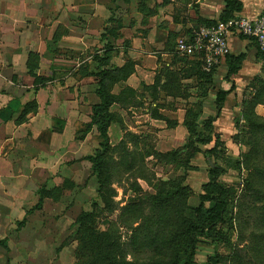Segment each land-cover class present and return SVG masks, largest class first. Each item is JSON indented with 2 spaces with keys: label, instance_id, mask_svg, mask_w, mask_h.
I'll return each mask as SVG.
<instances>
[{
  "label": "crops",
  "instance_id": "obj_1",
  "mask_svg": "<svg viewBox=\"0 0 264 264\" xmlns=\"http://www.w3.org/2000/svg\"><path fill=\"white\" fill-rule=\"evenodd\" d=\"M238 1L241 8L233 12L242 16L255 17L264 8V0ZM226 12L224 0H0V165L5 168L0 180L51 177L54 167L79 157L95 134L94 151L99 148L91 118L99 103L101 70L130 71L110 88L116 99L109 112L119 121L107 128L111 147L116 129L124 146L121 128L124 136L132 130L139 138L127 116L135 124L144 121L149 131L143 139L155 134L151 148L165 153L189 141L185 122L191 111L198 109L197 132L202 135L209 133L207 119L214 132L232 134L229 111L237 118L246 102L255 103L254 111L264 115V54L241 36L228 37L229 54L212 71L207 91L175 95L164 90L161 73L164 67L174 68L169 60L176 39ZM237 62L238 69L229 73ZM181 84L187 89L189 83Z\"/></svg>",
  "mask_w": 264,
  "mask_h": 264
},
{
  "label": "rangeland",
  "instance_id": "obj_2",
  "mask_svg": "<svg viewBox=\"0 0 264 264\" xmlns=\"http://www.w3.org/2000/svg\"><path fill=\"white\" fill-rule=\"evenodd\" d=\"M173 57L181 68L196 61L178 55L168 60ZM190 80H183L189 83L185 84L186 91L181 87L184 95L201 94V90L207 91L211 85H198L194 79ZM175 84H170L174 91ZM182 91L178 92L183 95ZM254 104L244 103L237 118L230 110L234 132L228 135L211 130V146L202 148L194 158L190 156L191 147L167 155L157 153L151 148L157 136L153 134L144 140L142 135L149 131L145 122L135 124L127 116L126 123L137 128L141 136L135 138L131 130L126 132L129 134L126 137L121 128L124 146L117 140L118 130L112 131L110 139L114 146L105 156L101 194L97 192L99 183L92 165L83 156L96 152V134L68 166L54 167L51 177L40 176L36 181L0 180V246L4 244L6 250L0 251V264H87L90 246L83 244L87 243L91 230L110 235L108 239L101 235V245L120 243V254L110 257L119 263L122 260L150 264L158 259L169 264L173 258L170 251L158 253L155 248L173 232L166 243L173 242L174 246L169 248L178 255V245L173 240L184 243L177 237L183 231L181 228L190 229V221L198 229L196 233L187 232L196 243L192 264H264V115L254 111ZM215 141L220 143L213 149ZM56 147L52 145V150ZM215 167L220 168L219 172L208 173ZM0 169L5 168L0 165ZM214 181L224 185V191L219 194L223 222L216 229L206 227L208 202L202 211L194 214L200 204L198 194L204 192L208 183L211 188ZM176 184L186 189L173 202L170 200L165 209L156 207L151 195L160 189H169L171 193ZM212 190L215 192L216 188ZM39 201L41 204L36 209ZM164 212L167 219L161 221ZM23 219L24 223L18 225ZM150 223L158 228L152 229L158 233L155 246L149 242L152 234L146 226ZM82 228L87 230L82 232ZM134 236L138 242L133 241ZM188 248L184 257H189Z\"/></svg>",
  "mask_w": 264,
  "mask_h": 264
},
{
  "label": "trees",
  "instance_id": "obj_3",
  "mask_svg": "<svg viewBox=\"0 0 264 264\" xmlns=\"http://www.w3.org/2000/svg\"><path fill=\"white\" fill-rule=\"evenodd\" d=\"M224 1L226 3V8L228 9V13L227 12L224 13V15H222L219 18L220 20H225V19L230 18L231 16H233L235 14L233 11H238L241 8V3L238 0H224ZM212 23H214V21H206V22H203L202 24H212ZM230 58H233L234 61L240 60L239 56H237V57L231 56ZM170 64H171L170 66H173V64H174V68H171L169 66L164 67L163 71L161 73V74H163L164 79H165V83L163 85L165 91H171L175 95H180L181 93L178 92L179 89H181V91H182V88H184V87H182L181 81L185 80V79H191V80L194 79L198 85L211 83L210 78H211L212 72L211 73L203 72L201 70V63L198 60L191 62L189 64V66L181 68V67H178L179 64L174 61V57H173V60H171ZM238 67H239V65L237 62L233 67L229 68L228 72L229 73L235 72L238 69ZM129 72L130 71L126 68V71L123 69L121 72L118 71V73H112L111 71H108V70H101L98 73V75H99V87H98V90L96 91V93H97L98 98H99V103L93 107V114H92L91 121L93 124H95L97 126L98 138H99V148L96 150V152L93 155L86 157V159L90 161V163L92 165V170H93L92 173L96 177V179L99 183V189L97 190V192L98 191L100 192L99 194H101V187H102L101 178H102V174H103V165H105V156L108 155L109 150L112 149V147L109 144V140H108L107 128L113 120L117 121V118H114L113 115L109 112V107H110L112 101L116 99V98H114L115 96H113L110 93V88H111L112 83L115 80V78L125 77L129 74ZM119 73H122V74H119ZM172 82L177 83V85H178L177 86L175 84L176 85V91H174L173 86L170 85V84H172ZM186 90L187 89L184 88V91H186ZM184 91H182L183 95H184ZM126 96H129V95L126 94ZM218 99H220V100L222 99L220 97L219 93H218ZM197 116H198V109L188 113V117L186 119L185 124L188 127V129L190 130V137H189V141H187L186 145L183 148H181V149H189L191 147L192 153H190L191 154L190 156L192 158L194 157V155L198 151L201 150L198 148V144H206V143H209L210 141H212L211 136H209L211 134V130H212V125H211L212 120L207 119L205 121V127L208 129L209 133L206 135L198 134L197 125H196ZM194 136L196 137L195 139H194ZM218 143H220V141L214 142L213 149L216 147V144H218ZM175 152H177V150L169 151L166 153L161 152V153L164 155H167V154H171V153H175ZM219 169H220L219 167H215V168L209 170L208 173L211 174L212 171L219 172ZM208 184L205 186L204 192L198 194L200 204L194 210V214L202 211L205 208L204 204L206 202H208L209 207L205 211H206L207 219L209 221L206 224V227L216 229L223 222V215H222L223 214V210H222L223 204L220 203L219 194L224 191V185L220 182L218 183V181H214V182H212V186L210 188V185H208ZM185 187L186 186H181V185L176 184L174 191L171 193H169V189L168 190L160 189V190H158V192L156 194L151 195V199H152L154 205L156 204L155 205L156 207L158 206V208H160V209H162V208L165 209V207H167L169 205L168 202L170 200H172V202H173V200L177 196H180L181 191H184L186 189ZM213 188H216L215 192H213V190H212ZM40 200H41V197H40ZM166 203H168V204H166ZM40 204L41 203L39 201L35 205V208L36 209L39 208ZM164 214H166V213L165 212L163 213L162 217L160 218L161 221H162V219H164V220L167 219V217ZM179 214H180V212H179ZM85 215H88V214L85 213ZM185 221H186V218L183 219L182 222H185ZM158 222H160V221H158ZM23 223H24V219L19 221L18 225H22ZM190 223H191L190 227H189L190 229L185 230V228L184 229L181 228V230H183V231L181 232V235L179 237H177L181 242H184V243L178 244V240H173L175 242V245H178V248L176 249L178 252H180L178 255L173 249L169 248V247L174 246L173 242H170L169 244L166 243V241L171 237L173 232L171 234H169V236L167 235V238L166 237L163 238V242H164L163 244H161V245H159V247L155 248V249H157L158 253L164 252L166 250L170 251V256L171 257L173 256V258L171 259L169 264H192V263H194L193 257H194V252H195L194 248H195L196 243H195L194 236L191 237V235L187 234V232L192 231V232L196 233V232H198V229H197V227H195V225L191 221H190ZM163 226L164 225H160L161 228ZM204 227H205V225H204ZM146 228H148L147 231L152 234L151 240L149 242L151 244H153L154 246L157 245L158 233H156V231H153L152 229H158V228L156 227L155 224H152V223H150V225H148V227L146 226ZM179 228H180V226H179ZM85 230H87V229H85V228L81 229L82 232H84ZM91 231H92V233L90 232V234L86 237L87 243L83 244L85 246H87V245L90 246V247H88L90 249V251L86 254V263L87 264H100V262H102V261H105V262H103V264H139L136 261L131 262V261H122V260H120V263H119L117 261V259H115V260L111 259L110 257H112L113 254H115V253L117 255L120 254V252H121L120 251L121 250L120 243L118 241L115 243L114 242H110V243L106 242L103 245H101L100 244V239H101L100 237L104 236L106 239H108V238H110V235H108L107 233L99 234V233L94 232V230H91ZM135 238H136V236H134L132 238L133 241L138 242V240H135ZM186 238H187V240H186ZM134 242H130V243H134ZM185 242H187V243H185ZM0 243H2V241H0ZM126 245H128V244H126ZM3 247H5L4 244H3ZM187 247H189L191 251H190L189 257H184V253L187 252ZM153 251L155 252V250H153ZM150 264H166V263L161 262L158 259H155Z\"/></svg>",
  "mask_w": 264,
  "mask_h": 264
},
{
  "label": "built area",
  "instance_id": "obj_4",
  "mask_svg": "<svg viewBox=\"0 0 264 264\" xmlns=\"http://www.w3.org/2000/svg\"><path fill=\"white\" fill-rule=\"evenodd\" d=\"M230 35L252 40L264 54V8L255 17L234 14L225 20L200 25L176 39L174 54L200 61L201 70L211 73L229 54Z\"/></svg>",
  "mask_w": 264,
  "mask_h": 264
},
{
  "label": "water",
  "instance_id": "obj_5",
  "mask_svg": "<svg viewBox=\"0 0 264 264\" xmlns=\"http://www.w3.org/2000/svg\"><path fill=\"white\" fill-rule=\"evenodd\" d=\"M0 251H2L4 253L6 252V250L3 247H1V246H0Z\"/></svg>",
  "mask_w": 264,
  "mask_h": 264
}]
</instances>
